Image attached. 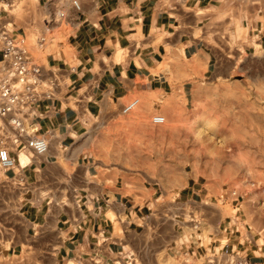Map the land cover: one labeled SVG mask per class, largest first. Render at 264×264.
I'll use <instances>...</instances> for the list:
<instances>
[{
    "label": "crops",
    "instance_id": "0c3cea01",
    "mask_svg": "<svg viewBox=\"0 0 264 264\" xmlns=\"http://www.w3.org/2000/svg\"><path fill=\"white\" fill-rule=\"evenodd\" d=\"M11 1L0 0V27L27 38ZM37 4L51 13L65 7L61 0ZM70 9L61 38L36 59L55 79L53 96L31 104L26 118L49 148L36 154L9 132L17 164L0 168V264L25 253L42 264H158L160 255L209 264V254L219 264L229 257L264 264V240L239 196L214 205L216 192L187 174L171 193L177 207L154 220L160 186L100 161L87 136L96 117L134 98L171 114L177 100L183 107L197 87L229 76L236 61L227 60L231 72L223 68L225 34L240 54L259 53L264 0H92ZM185 204L199 220L185 218Z\"/></svg>",
    "mask_w": 264,
    "mask_h": 264
},
{
    "label": "rangeland",
    "instance_id": "374dc122",
    "mask_svg": "<svg viewBox=\"0 0 264 264\" xmlns=\"http://www.w3.org/2000/svg\"><path fill=\"white\" fill-rule=\"evenodd\" d=\"M61 1L65 7L57 5L53 13L38 6L37 0H12L9 7L4 4L24 23L28 48L38 60L64 33L65 20L59 19L58 12L73 13L69 0ZM44 33L48 36L46 46L37 42ZM230 41L225 34L223 68L231 72L227 60L230 64L234 59V70L223 79L197 87L188 104L178 108L182 101L177 100L171 114L144 108L140 100L128 112H123V107L114 114L106 110L94 119L87 136L90 149L100 161L142 172L144 179L160 186L163 194L154 220L165 208L177 207L171 193L181 186L184 176L192 174L216 192L209 202L219 207L228 198L231 201L239 196L237 201L248 212V224L264 240V47L259 53L240 54ZM156 115L163 116L164 121L155 122ZM184 207L187 220H199L196 208L189 204ZM209 255V264H219V257ZM223 260V264L238 262L232 263L230 257ZM26 262L42 264L29 253L16 259V264ZM155 262L206 264L204 258L173 260L162 255Z\"/></svg>",
    "mask_w": 264,
    "mask_h": 264
},
{
    "label": "built area",
    "instance_id": "2783aa9c",
    "mask_svg": "<svg viewBox=\"0 0 264 264\" xmlns=\"http://www.w3.org/2000/svg\"><path fill=\"white\" fill-rule=\"evenodd\" d=\"M87 0H69L74 11H80ZM60 20H67L65 12H58ZM53 20V17H50ZM51 21H47L50 23ZM48 29L47 31H49ZM24 34H14L0 27V168L13 169L17 159L11 154L9 132L25 138V144L36 154H44L49 148V139L44 135H31L26 125L30 105L53 96L54 80L48 81L44 66L40 64L27 46ZM47 33L39 36L37 42L44 45ZM139 102L138 99L124 104L123 112H128ZM164 117L154 116L155 122H163ZM237 262V260H235ZM236 264H251L247 259H238Z\"/></svg>",
    "mask_w": 264,
    "mask_h": 264
}]
</instances>
